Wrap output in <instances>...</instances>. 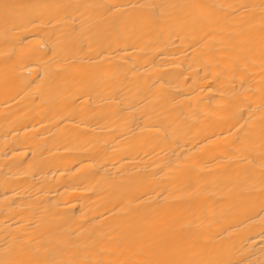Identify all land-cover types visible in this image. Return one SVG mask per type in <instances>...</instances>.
<instances>
[{"label":"bare ground","instance_id":"6f19581e","mask_svg":"<svg viewBox=\"0 0 264 264\" xmlns=\"http://www.w3.org/2000/svg\"><path fill=\"white\" fill-rule=\"evenodd\" d=\"M0 264H264V0H0Z\"/></svg>","mask_w":264,"mask_h":264}]
</instances>
